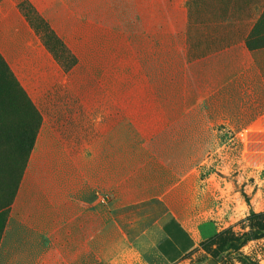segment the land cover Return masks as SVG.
I'll use <instances>...</instances> for the list:
<instances>
[{"label": "crops", "instance_id": "obj_1", "mask_svg": "<svg viewBox=\"0 0 264 264\" xmlns=\"http://www.w3.org/2000/svg\"><path fill=\"white\" fill-rule=\"evenodd\" d=\"M0 54L42 117L0 264H186L190 176L260 168L264 0H0Z\"/></svg>", "mask_w": 264, "mask_h": 264}, {"label": "rangeland", "instance_id": "obj_2", "mask_svg": "<svg viewBox=\"0 0 264 264\" xmlns=\"http://www.w3.org/2000/svg\"><path fill=\"white\" fill-rule=\"evenodd\" d=\"M152 6L154 8V3ZM35 24L40 29L39 34L49 39L38 20ZM62 55V66L71 69L73 61L67 54ZM2 89L0 86V96L9 102L12 95ZM6 113L5 117L0 110V230L17 194L15 191L27 163L30 142L22 139L17 118L8 111ZM230 145L228 163L239 157L241 149L239 144ZM254 149L259 150V157L255 156L253 161L260 165L254 173L250 168L240 170L238 163L231 166V172H226L219 160L215 167L204 168L199 175L190 176L191 185H196L203 201L197 206L195 219L190 222L198 233L199 242L186 264H243L241 255L249 257L255 264H264V237L248 242L238 253L226 249L228 242L264 227V135L260 136ZM244 160L247 161L246 154Z\"/></svg>", "mask_w": 264, "mask_h": 264}, {"label": "trees", "instance_id": "obj_3", "mask_svg": "<svg viewBox=\"0 0 264 264\" xmlns=\"http://www.w3.org/2000/svg\"><path fill=\"white\" fill-rule=\"evenodd\" d=\"M24 9L29 10L28 15L29 19H32L33 26L36 29L37 33H40V29L36 26V20L39 21V24L44 27L45 31H47V34L50 36L49 39L43 37L44 42L47 46V48L52 52V54L55 56V58L63 64V61L61 60L62 54L70 55V52L66 49L65 45L61 40L57 38V36L54 34L53 31H51L48 24L43 21L36 11L31 8V6H23ZM71 56V55H70ZM72 65H75V60L72 58ZM64 65V64H63ZM65 67V66H64ZM66 68V67H65ZM67 69V68H66ZM0 86L3 88L2 92H6L10 95H12L9 102H5L3 100V95L0 96V110L4 113V116L6 117L7 113L6 111L11 113V116L13 115V118H17L16 125L21 130L20 135L22 136V139H29L30 142L28 144V151H27V163L30 157V154L35 146V142L39 133V130L42 125V117L39 113V111L35 108L33 102L29 98L27 92L23 89V87L20 85L19 81L17 80L16 76L10 69L7 62L4 60L2 55L0 54ZM12 118V120H13ZM18 151V150H17ZM27 163L25 165V169L27 167ZM25 169L22 172L20 181L18 183V186L16 188V191H18L19 185L22 181ZM15 191V194L17 193ZM14 194V196H15ZM13 196V197H14ZM9 214V213H8ZM7 216L5 217L3 221V227L0 230V237L3 232L4 224L7 219ZM261 237H264V227L261 229L253 230L249 233L243 234L239 238L232 240L227 243V251H232L234 253H238L242 247H244L248 242L257 240ZM241 262L243 264H255L249 257L241 255L240 258Z\"/></svg>", "mask_w": 264, "mask_h": 264}]
</instances>
